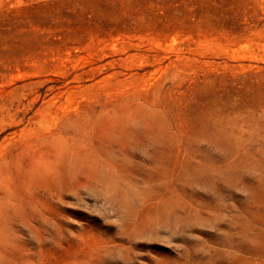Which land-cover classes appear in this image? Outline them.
Instances as JSON below:
<instances>
[{"label": "rangeland", "instance_id": "rangeland-1", "mask_svg": "<svg viewBox=\"0 0 264 264\" xmlns=\"http://www.w3.org/2000/svg\"><path fill=\"white\" fill-rule=\"evenodd\" d=\"M0 264H264V0H0Z\"/></svg>", "mask_w": 264, "mask_h": 264}]
</instances>
